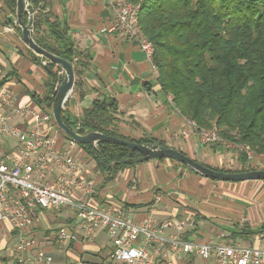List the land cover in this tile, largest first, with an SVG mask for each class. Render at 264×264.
<instances>
[{
	"label": "crops",
	"instance_id": "1",
	"mask_svg": "<svg viewBox=\"0 0 264 264\" xmlns=\"http://www.w3.org/2000/svg\"><path fill=\"white\" fill-rule=\"evenodd\" d=\"M2 1L0 88L10 91L16 102L42 108L31 96L52 95L54 87L50 86L52 90L47 87L48 74L43 67L48 61L40 58L36 62L32 59L18 25L9 18L14 13ZM49 2L47 11H51L52 16L68 28L77 50L86 56L79 73L81 88L85 93L79 97L73 89L63 107L70 115L79 116L95 98L110 97L116 100L120 120L118 127L124 135L133 139H157L212 168L237 171L243 167L238 159L241 148L238 145L225 140L203 142L200 139L196 127L179 113L170 94L161 89L153 63L147 58L139 40L121 29L111 28L116 15L106 0ZM53 71L58 76L62 75L61 68L58 69L56 65ZM11 122L21 130L32 128L30 117L24 119L14 114ZM16 142L14 137L0 138V155L12 150ZM78 153L81 159L86 155L83 149ZM255 156L249 154L245 166L258 165L261 158L264 159L260 156L254 160ZM90 160L84 163L95 181L97 192L94 198L97 203L134 222L142 223L152 216L160 223L188 215L189 223L182 233L184 239L223 240L245 245L256 242L257 235L264 229V180L227 184L195 174L169 158L141 161L108 177L107 172L100 170ZM217 219L222 220L220 226L216 224ZM72 221L71 212L64 208L53 209L48 215L42 210L27 232L35 238L36 246L52 256L49 264H66L71 260H80L76 264H107L109 260L105 259L110 258L112 243L103 232L89 240H76L60 248L53 244L49 226L63 227ZM170 232V229L166 230L165 234ZM12 240L14 237L0 228V250L7 252L0 254V257L9 259L7 263L0 261V264L18 261L10 255ZM51 241L52 246L49 245ZM75 251L82 254L77 255ZM27 254H24V258H27ZM85 257L94 261H83ZM111 264L117 263L113 260Z\"/></svg>",
	"mask_w": 264,
	"mask_h": 264
},
{
	"label": "trees",
	"instance_id": "2",
	"mask_svg": "<svg viewBox=\"0 0 264 264\" xmlns=\"http://www.w3.org/2000/svg\"><path fill=\"white\" fill-rule=\"evenodd\" d=\"M31 1L37 9L35 41L73 63L74 89L82 97L85 92L79 73L86 56L77 50L68 28L47 11L49 0L45 2L46 10L40 9L43 0ZM127 1L139 5L138 26L154 47L152 63L157 81L170 94L179 113L193 122L198 132L215 126L219 139L240 146L238 159L243 167L237 171L256 169L245 163L250 151L264 156V0ZM2 2L15 13V0ZM28 51L36 62L45 59L29 48ZM54 66L49 61L43 65L49 88L52 81L60 82L62 77L53 71ZM31 97L44 109L53 100V95ZM61 116L67 125L81 133L97 130L128 141L167 146L154 138L133 139L121 133L118 106L110 97L93 99L79 116L70 115L66 109L61 110ZM78 145L108 177L138 163L130 159L140 156L136 150L107 142L94 148ZM113 250L112 246L110 257ZM0 261L7 263L9 259L0 257ZM11 264L21 263L13 260Z\"/></svg>",
	"mask_w": 264,
	"mask_h": 264
},
{
	"label": "built area",
	"instance_id": "3",
	"mask_svg": "<svg viewBox=\"0 0 264 264\" xmlns=\"http://www.w3.org/2000/svg\"><path fill=\"white\" fill-rule=\"evenodd\" d=\"M106 1L116 15L111 28L138 39L152 61L153 45L138 26L139 5L127 0ZM153 68L157 73L154 65ZM14 114L24 119L30 117L32 128L19 129L11 122ZM199 135L203 142L219 139L215 126L200 129ZM2 137H14L17 142L12 150L0 155V228L14 237L10 255L22 264L52 261V256L36 246L35 238L27 232L45 208L71 212L70 227L49 226L57 242L86 241L103 232L114 247L111 258L119 264H186L195 257L207 264H264V229L251 245L223 240L190 241L182 237L189 223L188 215L160 223L148 216L137 223L101 206L94 198L95 181L82 162L78 143L58 129L50 111L16 102L13 94L3 87L0 88ZM169 229L171 232L166 235ZM25 253H29L27 258Z\"/></svg>",
	"mask_w": 264,
	"mask_h": 264
},
{
	"label": "water",
	"instance_id": "4",
	"mask_svg": "<svg viewBox=\"0 0 264 264\" xmlns=\"http://www.w3.org/2000/svg\"><path fill=\"white\" fill-rule=\"evenodd\" d=\"M40 3V9L46 10L45 2ZM14 16L9 18L19 27V33L25 45L37 55L45 58L47 61L59 66L62 70V77L59 83L51 82L53 100L47 103L51 108L53 119L58 129L67 137L75 140L79 144H88L93 148L100 142L118 144L136 150L140 153L139 157L131 158L130 161L141 162L154 158H169L183 164L187 169L202 177L229 182H239L245 180H264V168L248 169L243 171H225L209 167L181 151L170 147L162 146L158 143H138L128 141L116 136L106 135L97 130L85 131L83 133L76 128L67 125L61 116V110L69 99L75 85L74 65L64 57L51 53L42 48L34 39V30L36 28V12L31 0H15ZM46 65V63H44ZM49 69V68H48ZM102 164V161L98 159ZM107 164L106 166H110Z\"/></svg>",
	"mask_w": 264,
	"mask_h": 264
},
{
	"label": "rangeland",
	"instance_id": "5",
	"mask_svg": "<svg viewBox=\"0 0 264 264\" xmlns=\"http://www.w3.org/2000/svg\"><path fill=\"white\" fill-rule=\"evenodd\" d=\"M153 49H154V47H153ZM59 83V82H58ZM45 110L46 111H50L51 113H52V111H51V108L50 107H46L45 108ZM219 140H221V139H217V140H215V141H212V142H217V141H219ZM240 147V146H239ZM241 148H239V150H240ZM247 150H248V148H247ZM251 152V153H250ZM250 152H248V154H255L254 152H252V151H250ZM256 155V154H255ZM258 156V157H257ZM257 156H255V159L254 160H256V159H259V155H257ZM264 157V156H263ZM90 157L88 156V155H83L82 156V162H85V163H87V160L89 159ZM91 160V162H95L92 158H90ZM96 163V162H95ZM138 163H140V162H138ZM179 163V162H178ZM179 164H181V163H179ZM181 165H183V164H181ZM252 167H257V168H264V159L263 158H261V160H260V164H258V165H255V164H253V166ZM232 170V169H231ZM216 181H219V180H216ZM223 182H225V183H232V182H229V181H223ZM42 210H44V212H46L47 213V215L48 214H50L51 212H53V209H51V208H45V209H42ZM211 219H213V218H211ZM218 221H217V225H221V219H217ZM70 227V224L69 225H64L63 227ZM50 229V230H49ZM48 230H49V235L51 236V238H53L54 239V245L55 246H58L59 248L60 247H63L65 244H67V245H70L69 243L70 242H64V243H59V242H57L56 240H55V238L53 237V234H52V229L53 228H49ZM15 242V239L14 240H12V242ZM52 243V241L49 243V245H53V244H51ZM14 244V243H13ZM70 248V247H69ZM72 248V247H71ZM3 252H4V250H0V254H2L3 255ZM4 253H7V252H4ZM75 253L77 254V255H80V254H82V253H80V252H76L75 251ZM109 257H110V255H109ZM105 260H109L108 262H107V264H111V261H113L112 260V258L110 257V258H106ZM80 260H78V261H75V260H71L69 263H67L66 262V264H76V263H78ZM83 261H88L89 263H92L93 261H94V259L93 260H91V258H83ZM193 261V264H207V262L206 261H204L203 259H201L200 257H196V259H194V260H192ZM114 263H117V264H119L117 261H115L114 260ZM94 264V263H93ZM159 264H164V263H159Z\"/></svg>",
	"mask_w": 264,
	"mask_h": 264
}]
</instances>
